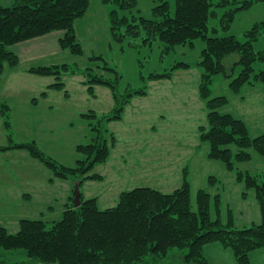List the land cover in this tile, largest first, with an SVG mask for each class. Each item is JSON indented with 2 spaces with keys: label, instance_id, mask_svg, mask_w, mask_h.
Wrapping results in <instances>:
<instances>
[{
  "label": "trees",
  "instance_id": "1",
  "mask_svg": "<svg viewBox=\"0 0 264 264\" xmlns=\"http://www.w3.org/2000/svg\"><path fill=\"white\" fill-rule=\"evenodd\" d=\"M102 1L112 6L109 12L111 37L117 44H123L127 37L132 41L141 39L143 46L159 42L169 54L180 46L194 47L198 40L204 43L196 66L202 70L199 93L207 112V125L199 127V140L208 145L209 160L220 162L235 173L236 181L244 187V200L250 192L255 193L261 222L235 228L234 211L228 208L224 220L222 196L204 189L197 192L195 208L191 183L186 177L183 186L172 193L148 186L123 191L115 206L103 210L97 198H81L79 207L73 200L60 219H21L16 233L9 232L0 223V264H163L174 249L183 253L187 264H210L204 249L214 243L229 249L238 264H252L251 254L264 249V179L261 174L242 172L236 165L251 161V151L264 157V133L252 137L244 120L222 113L221 108L228 105L229 100L225 96L214 97L211 85L215 77L222 75L237 95L247 86L264 88V51L257 52L254 48L264 34V22L246 31L243 41L235 35H218L219 29L224 32L231 29L238 13L264 0H175L174 12L169 0H151L154 7L149 18L137 13L138 0ZM90 6L91 0H13L11 6L0 3V90L6 67L14 69L20 62L19 56L11 50L17 44L63 32L61 48L74 56H83L84 48L75 26ZM218 9H225V12L220 17L219 27L212 28L210 22L218 16ZM233 54L238 55V61L228 72L225 59ZM98 60L103 62L98 68L103 74L107 72V77L94 72L93 68L82 69L71 64L28 69L30 74L55 79L40 98L34 99V105L46 98L48 91H63L68 98L65 82L68 75H81L91 96H95L98 86L112 93L114 107L110 113L98 115L89 111L81 115L88 121L93 137L90 143L77 146L82 158L75 166L64 165L47 156L35 142L15 143L11 108L5 103L0 105V113L6 129L11 132L10 144L0 151H27L50 170L51 182L70 180L82 187L87 181H103L104 177L94 170L110 159L118 144L117 137L107 126L122 121L132 100L148 95V87L122 89L123 75L119 70L111 67L102 56L91 58L93 62ZM192 67L179 62L167 72L152 73L143 80L146 83L171 80L177 71ZM217 183L216 177H209L211 186ZM19 256L26 259L19 261L16 258Z\"/></svg>",
  "mask_w": 264,
  "mask_h": 264
},
{
  "label": "rangeland",
  "instance_id": "2",
  "mask_svg": "<svg viewBox=\"0 0 264 264\" xmlns=\"http://www.w3.org/2000/svg\"><path fill=\"white\" fill-rule=\"evenodd\" d=\"M169 1L174 12L175 0ZM0 3L11 6L13 0H0ZM153 7L154 2L151 0H138L137 13L149 18ZM111 9L112 6L104 4L102 0H91L89 11L75 26L85 54L74 56L64 50L68 53L65 55L69 62L64 64L82 69L93 68L94 72L103 74L104 71L98 68L102 67L103 62L91 61L93 56H102L123 75L122 89L129 86L137 90L147 85L149 97L133 99L126 109L124 122H114L107 126L119 143L113 149L110 159L94 170L104 177L103 181H87L82 186L83 189L81 187L82 200L97 198L99 208L103 210L115 206L123 191L148 186L164 193H172L182 187L188 178L195 208L197 192L204 189L212 195L222 196L224 220L227 219L228 208L234 211L235 228L242 229L260 223L262 216L255 193L250 192L248 199L244 200V187L236 181L235 173L228 171L222 163L209 160L208 145L199 140V127L207 125V112L199 93L202 70L196 66L204 43L198 40L194 47L180 46L169 54L164 52V46L159 42L143 46L141 39L132 41L127 37L123 44H117L111 37ZM217 12L218 16L210 22L212 28L219 27L220 17L225 9H218ZM260 22H264L263 2L238 13L231 29L226 32L219 29L218 35H235L243 41L246 31ZM254 48L257 52L264 51V34ZM237 61V54L225 59L228 72H231ZM179 62L193 67L187 71H177L171 80L149 83L143 80V77L152 73H165ZM19 65L20 62L16 68ZM7 69L11 68L7 66L5 72ZM105 73L103 75L107 77V72ZM235 74H238V70ZM76 76L78 77L68 75L65 78L69 97L73 96L72 106L87 108L88 112L94 111L98 115L110 113L114 107H111L110 89L98 86L95 96H91L87 86L83 85L84 78ZM7 85L6 80L4 91L10 99L3 98L0 103L11 108L13 141L35 142L47 156L64 165L75 166L82 158L76 150L77 146L90 143L93 137L88 121L83 120L81 115L72 114L71 110H29L26 103L13 94L10 96ZM211 90L214 97L225 96L229 100L228 105L221 108L222 113L233 114L244 120L252 137L264 133L263 87L247 86L237 95L231 91L229 80L219 75L214 78ZM41 101L42 99L38 100V104ZM32 103L35 104L34 100ZM162 116L165 118H161ZM149 126H155L157 130H149ZM153 132H158V135L154 136ZM10 133L0 113V148L10 144ZM150 140L154 143H150ZM9 151H0V223L14 233V230H19L21 219H60L66 206L73 204L74 183L59 179L51 182L53 176L50 170L27 151L13 150L19 153L4 154ZM251 152L253 159L237 164L236 167L242 172L261 174L264 179V157ZM20 153H27L30 159ZM211 176L218 179L214 187L209 184ZM182 254L180 250L174 249L162 263L187 264ZM204 254L210 264H238L232 252L217 243L207 245ZM16 258L19 261L26 259L21 256ZM251 260L252 264H264V249L252 253Z\"/></svg>",
  "mask_w": 264,
  "mask_h": 264
},
{
  "label": "crops",
  "instance_id": "3",
  "mask_svg": "<svg viewBox=\"0 0 264 264\" xmlns=\"http://www.w3.org/2000/svg\"><path fill=\"white\" fill-rule=\"evenodd\" d=\"M63 36H64L63 32H53L46 36L39 37L33 40H29L27 42L20 43L12 47L13 51L19 56L20 65L16 69H7V71L5 72V75L3 77V83H2L3 86L1 87V91H0V100L3 98L10 99V97L8 98L7 95H5V91H4V84L7 80L8 82L7 89H8V92H10V96L11 94H13V96H15L17 99L26 103L28 105L27 109L29 110H35V109H43V110L51 109L52 111L71 110L70 112L75 115L76 114L82 115L88 112L87 108L72 106V100H73L72 95L71 97L67 98L64 95V93L58 92V91H49L47 97L42 99L40 104L34 105L32 103V101L36 99L37 97H39V95H41V93L45 91L48 86H50L51 84L55 82V79L53 77H42V76L30 74L28 73V69L33 68V67H39V66H53V65H62L64 63H69L67 62L68 60L65 55L68 53L62 50L60 46V40ZM79 77L80 76H78L77 78ZM156 82H160V81H156ZM144 97L146 98L149 96H144ZM85 98L86 97H84V101H85ZM110 101L112 102L111 107L114 106V101H113L112 96H111ZM63 103H65V106L63 105ZM161 118L164 119L165 117L162 116ZM118 122H124V120L118 121ZM150 129L153 131L157 130L155 126L153 127L149 126V130ZM153 134L154 136H157L158 132L157 133L153 132ZM118 143H119V140H118ZM150 143H154V142L150 140ZM11 152H16V151L12 150L4 154H9ZM16 153H19V152H16ZM20 154H25L24 155L26 156L25 158L30 159L27 153H20ZM17 231L18 229H16V231L14 230V233Z\"/></svg>",
  "mask_w": 264,
  "mask_h": 264
},
{
  "label": "water",
  "instance_id": "4",
  "mask_svg": "<svg viewBox=\"0 0 264 264\" xmlns=\"http://www.w3.org/2000/svg\"><path fill=\"white\" fill-rule=\"evenodd\" d=\"M74 204L76 207L81 206V198H82V192H81V187L79 183H75L74 185Z\"/></svg>",
  "mask_w": 264,
  "mask_h": 264
}]
</instances>
